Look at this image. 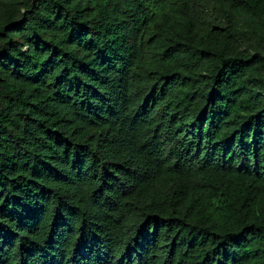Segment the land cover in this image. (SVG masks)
<instances>
[{
  "label": "trees",
  "instance_id": "obj_1",
  "mask_svg": "<svg viewBox=\"0 0 264 264\" xmlns=\"http://www.w3.org/2000/svg\"><path fill=\"white\" fill-rule=\"evenodd\" d=\"M0 264H264V0H0Z\"/></svg>",
  "mask_w": 264,
  "mask_h": 264
}]
</instances>
